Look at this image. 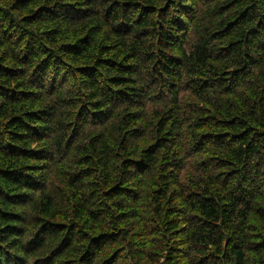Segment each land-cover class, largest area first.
<instances>
[{"label": "trees", "instance_id": "1", "mask_svg": "<svg viewBox=\"0 0 264 264\" xmlns=\"http://www.w3.org/2000/svg\"><path fill=\"white\" fill-rule=\"evenodd\" d=\"M0 264H264V0H0Z\"/></svg>", "mask_w": 264, "mask_h": 264}]
</instances>
